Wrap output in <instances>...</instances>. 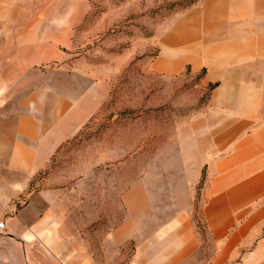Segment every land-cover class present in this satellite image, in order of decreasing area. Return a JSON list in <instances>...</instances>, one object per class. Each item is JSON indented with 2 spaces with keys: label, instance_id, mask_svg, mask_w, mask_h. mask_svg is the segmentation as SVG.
Returning a JSON list of instances; mask_svg holds the SVG:
<instances>
[{
  "label": "crops",
  "instance_id": "crops-1",
  "mask_svg": "<svg viewBox=\"0 0 264 264\" xmlns=\"http://www.w3.org/2000/svg\"><path fill=\"white\" fill-rule=\"evenodd\" d=\"M89 2L0 0V264H121L118 246L140 243V196L123 193V217L103 237L115 252H97L63 187H33L111 93L70 51ZM156 44L153 73L189 70L207 88L190 116V149L174 166L183 184L172 207L186 211L203 176L201 220L213 252H264V0H195L164 20ZM176 215L169 252H197L193 222ZM140 251L129 264H161L159 252Z\"/></svg>",
  "mask_w": 264,
  "mask_h": 264
},
{
  "label": "rangeland",
  "instance_id": "rangeland-1",
  "mask_svg": "<svg viewBox=\"0 0 264 264\" xmlns=\"http://www.w3.org/2000/svg\"><path fill=\"white\" fill-rule=\"evenodd\" d=\"M194 1L90 0L73 34L70 51L78 67L107 79L111 93L59 147L33 187H63L61 198L74 209L73 221L77 217L82 235L95 237L97 252H115V246L104 249L103 237L123 217V193L140 196V243L131 238L118 246L121 264H129L137 249L159 252L161 264H264V252H213L215 244L201 220L203 176L194 186L191 206L186 211L172 207L179 204L172 200L173 190L183 184L174 166L190 149L185 145L190 116L202 109L207 88L199 85L201 74L185 70L160 76L151 71L150 61L164 20ZM181 211L201 242L197 252H169L174 234L168 228Z\"/></svg>",
  "mask_w": 264,
  "mask_h": 264
},
{
  "label": "built area",
  "instance_id": "built-area-1",
  "mask_svg": "<svg viewBox=\"0 0 264 264\" xmlns=\"http://www.w3.org/2000/svg\"><path fill=\"white\" fill-rule=\"evenodd\" d=\"M3 226V221H0V227H2Z\"/></svg>",
  "mask_w": 264,
  "mask_h": 264
}]
</instances>
